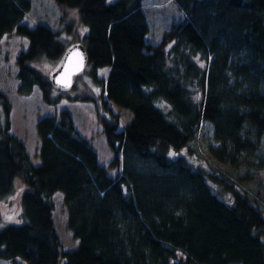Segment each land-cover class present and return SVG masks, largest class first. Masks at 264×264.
I'll use <instances>...</instances> for the list:
<instances>
[{
    "label": "trees",
    "instance_id": "trees-1",
    "mask_svg": "<svg viewBox=\"0 0 264 264\" xmlns=\"http://www.w3.org/2000/svg\"><path fill=\"white\" fill-rule=\"evenodd\" d=\"M171 1L184 19L154 44L147 40L144 0H54L70 34L77 22L88 29L76 42L86 50L87 67L72 90L85 73L101 90L69 98L94 104L115 173L99 163L67 109L37 122L41 163L35 165L11 131L13 105L0 89V200L19 185L22 210V222L0 226L1 259L264 264V207L223 175L179 155L193 151L208 127L216 141L211 154L221 163L234 166L242 153L264 149V0ZM31 8V0H0V42L11 33L27 38L15 60L17 90L30 95L38 87L55 105L66 95L56 93L53 72L37 64H60L69 47L59 31L24 22ZM106 66L103 78L98 72ZM112 105L132 113L122 129ZM56 192L63 193L67 227L78 240L73 249L63 248L56 231Z\"/></svg>",
    "mask_w": 264,
    "mask_h": 264
},
{
    "label": "rangeland",
    "instance_id": "rangeland-1",
    "mask_svg": "<svg viewBox=\"0 0 264 264\" xmlns=\"http://www.w3.org/2000/svg\"><path fill=\"white\" fill-rule=\"evenodd\" d=\"M32 8L28 12L24 22L30 26L36 23L48 25L55 31H59L60 39L67 47L80 40L88 29L81 26L78 22L74 31L70 34L61 22V12L56 7L54 0H31ZM115 1V0H110ZM144 12L150 31L147 40L157 44L163 38L164 32L171 29L176 23L184 19L183 13L176 7L171 0H144ZM73 16V14H69ZM28 40L26 37L18 36L14 33L7 34L0 42V89L4 91L12 102L11 112V131L27 147L28 154L35 165L41 163L39 149L41 139L37 131V122L44 116L56 115L60 110L67 109L73 116L79 135L90 141L92 147L98 155L101 165L106 167L109 174L113 175L115 170L110 168L114 152L108 145L102 130L94 104L91 102L72 100L69 97L79 93H87L91 88L97 94L100 87L95 85L90 77L85 73L77 80V90L62 91L57 89L56 93L66 96L55 105L46 103L42 98L41 90L35 87L30 95H21L18 88L16 77L17 66L16 57L20 51L27 48ZM203 65V62L200 61ZM59 63H52L46 60L39 62L37 67L47 75L54 72ZM110 67L99 68V76L107 78ZM68 96V97H67ZM113 111L120 117V129L127 124L132 113L124 108L112 105ZM216 146L213 139L211 128H205L198 139L193 151L182 150L179 155L186 157L191 163L204 168L209 173L223 175L230 180L235 189L242 195L258 201L254 203L259 209L264 207V149L257 148L256 152H244L240 155L234 166L219 162L212 154L211 147ZM176 153H173L175 157ZM213 190L227 201H232V195L224 190L219 184L210 181ZM18 185L15 191L0 200V212L2 215L1 227L9 224L22 222V210L19 203ZM55 203L54 221L56 231L65 250L73 249L78 245V240L74 239L72 232L67 227V209L63 202V193L56 192L53 197ZM0 264H11L10 261L1 259ZM21 264H27L21 262Z\"/></svg>",
    "mask_w": 264,
    "mask_h": 264
},
{
    "label": "water",
    "instance_id": "water-1",
    "mask_svg": "<svg viewBox=\"0 0 264 264\" xmlns=\"http://www.w3.org/2000/svg\"><path fill=\"white\" fill-rule=\"evenodd\" d=\"M88 56L81 43L71 45L65 52L59 67L51 74L53 85L62 90L72 89L76 78L86 69Z\"/></svg>",
    "mask_w": 264,
    "mask_h": 264
}]
</instances>
